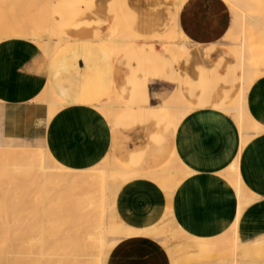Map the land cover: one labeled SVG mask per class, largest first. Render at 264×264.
<instances>
[{
    "label": "crops",
    "instance_id": "crops-1",
    "mask_svg": "<svg viewBox=\"0 0 264 264\" xmlns=\"http://www.w3.org/2000/svg\"><path fill=\"white\" fill-rule=\"evenodd\" d=\"M50 2L53 24L70 39L50 60L29 40L0 43V148L24 145L6 144L3 136L28 133L71 170L92 168L109 154L130 172L128 178L115 176L109 187L111 216L125 228L143 221L157 228L167 218L172 230L214 238L236 222L240 242L264 243V132L240 150L235 121L222 110L243 85L238 59L221 44L231 24L226 4L181 5L177 25L187 52L176 62L151 40L169 29L173 0H122L121 20L138 40L112 62L94 40L111 26L115 0ZM47 85L65 105L39 125L46 110L36 99ZM176 89L190 109L177 130L159 109ZM110 90L128 108L112 124L94 106ZM246 108L264 128V76L249 87ZM174 153L188 175L172 192L145 188L144 175L165 166ZM236 157L233 169L243 186L238 192L225 178ZM177 241L183 255L197 253L194 242ZM154 249L149 237L122 240L109 264H156L160 254Z\"/></svg>",
    "mask_w": 264,
    "mask_h": 264
},
{
    "label": "bare ground",
    "instance_id": "bare-ground-1",
    "mask_svg": "<svg viewBox=\"0 0 264 264\" xmlns=\"http://www.w3.org/2000/svg\"><path fill=\"white\" fill-rule=\"evenodd\" d=\"M10 1L11 2L13 1V3L17 2V3L20 4V6H21V4L23 2L24 3L25 2L28 3V5L30 3V6L31 7H29V8H22L23 7L22 6L21 8H18L19 4H17L16 9H15L14 8V5H16V4L10 5V6L8 5L9 8L11 7L10 9H13L12 10V15H11V13L10 14L8 13L9 14L8 21H6L7 18L2 19L0 17L1 18L0 19V43L3 42V41H5V40H7V39H10V38H17L18 39V38H21L23 36H26L24 38L27 39V40H29V41H31V42H33L36 46L41 47V49L43 51L44 57L47 60H50L51 56L56 51V49H58L60 47L59 45L60 44L62 45L64 43V42L63 43H61V42L62 41H65L67 43L70 40L67 37H61V36H59V33H58L59 31H58V29L56 28V26L53 24V22L51 20V16H50V3L51 2H50V0H47V3H46L47 6L45 7V10H44L45 11V19H44V17L42 18V20H44L43 22L46 23L45 26H48V27H44V23L42 21H40V20L39 21L38 20L36 21V19L39 16H37V18H35L36 16H34V13L37 10H38V13H40L43 10V9H41V10L38 9L39 8V6H38L39 3L38 4L37 3L36 4L34 3L35 5L38 6L35 9L36 6L35 7L32 6V3H31L32 0H10ZM37 1H35V2H37ZM184 1H186V0H175L174 1V4H173L174 10H175V12H174V18L172 20L171 25L169 26V29L165 33H163L161 35H158L156 37L151 38V40L154 41V42H156V43H164L165 46H166L165 48L167 49V51L170 54H172L174 56L176 62H179V60L181 59V57L187 52V47L185 46V43L187 42L186 41V38L183 35V33L181 34V30L180 29L178 30V25H177L178 12H179V9H180V7H181V5L183 4ZM221 1L225 2L224 4L228 3L229 5H231V11H232V15H233L232 18L238 17V16L241 17V19H240L241 20L240 25L237 28H235L236 25H237L236 23L238 22V20H237V22H235V25H234V28L235 29L233 28L235 30V34L238 35V37H237L238 40H236L232 44H230L228 42H225V41L222 42L221 44L227 46L228 50L233 55L239 57L241 59V61H242V66H243V71H242L243 72V74H242L243 75V78L242 79H243V83L244 84H243V87H242V89L240 91L239 97L237 98V107L234 108V109L229 110L228 112H229V116H231L235 120V124H236V126L238 128L239 135H240V138H241L240 140H243V138H245L244 143H247L252 138L253 134H254V136H256L257 133H254V131L255 130H258L259 128L256 127L255 124L252 123L251 121L248 122L247 121L248 120V117H246V115H245V108H244L245 106H244V103H245V97L247 95V93H246V87H247V84H249L254 78L257 77V74L258 73H261V72L264 71V70H261V68L263 69V66H261V64L264 63V61H261V63L254 64L255 63L254 61H252L250 63L249 61H246L245 58L248 56V53H250L249 52V43H251L250 42L251 41L250 40V38H251L250 36H251V33H252L251 32L252 27H253V29H255L254 27H256V30H259L260 29L261 32H262V34H263V35L262 34L261 35L264 37V0H221ZM7 4H10V3H7ZM0 5H2V4H0ZM3 6H1V7H3ZM4 8H6V7H4ZM242 8H245V9L243 10ZM34 9L36 10L35 12L33 11ZM2 13H3V16H4V11ZM2 13H0V15ZM38 13H37V15H38ZM42 13H43V11H42ZM8 14H5V15H8ZM10 15H11V17H10ZM35 15H36V13H35ZM6 17H8V16H6ZM25 18H28V19L31 18V20H28L31 24L35 21L32 24V26L33 27L35 26L34 28H37L36 30H34L36 32L33 33L34 32V31H32V28L33 27L32 26H29V27H32V28L29 30L30 31L29 35L30 34L31 35L28 36V37L26 35V32L28 31L26 29V27H28V26H25V29H26L25 31L26 32L24 31L25 33H24L23 36L20 35V34H18L17 33L18 31L17 32H14V31H16V30H14V26L18 25L19 24L18 22H20V23H22L24 25L25 22H21V20L22 19L25 20ZM32 19H35V20H32ZM10 20H13L14 22L12 21V23H10L11 22ZM231 20H233V19H231ZM22 26H21V30H22ZM231 26H233V25H231ZM19 27L20 26H18V28ZM15 28H17V27H15ZM123 30H124V26H123V24L121 23V21L119 19V13L116 11L115 12V16H114V20H113L111 26L107 30L109 36L106 35V37H105V35H104V37H99V38H97V39L94 40V42L98 46L101 45V46H103V48H106L108 50V56L110 57V59H111L112 62H114V60L120 54L121 51H123L125 48H127L132 43L133 37H131V35H130L129 39H126L127 37L124 38L123 35H122V33H121V32H123ZM19 32H21V31H19ZM228 36H230V35H228ZM262 36H259V37H262ZM135 40H138V39H135ZM261 49L263 50L264 47L261 48ZM259 50L260 49H258V51ZM260 58H262V57H260ZM45 91L47 92V97H45V100L48 103V105H45L44 106V101L45 100L43 101L42 100V97L40 95L36 99V101L39 104L43 105L45 107L44 109L46 110V113H45L46 117L44 116L45 117L44 121L41 120V119L38 120V124L39 125H42L43 122H46V124H47V122L53 117V115L57 111V109L59 107H61L60 106L61 103H60L58 97L54 93H52L49 85L46 86V90ZM41 93H42L41 94L42 96H45V95H43V93H44L43 91ZM118 97L116 96V94L114 92L113 93H109L104 98L105 101H106L105 104L98 103V104H96L94 106L97 109V111L101 112L104 116H106V118L107 117H117L122 112L124 113L125 110H126V106H124L122 104H119L118 105V103H119V98ZM179 98H181L180 91L176 89L170 95V98H169L167 104H165V105H163V106H161L159 108L167 116L173 117L171 120H175L174 122L176 124H178V122H180V120L185 115H187V112L190 110L183 103H181L183 105L182 106L183 108L182 107H179V108L174 107L173 104L175 102H177L179 100ZM172 124H173V122H172ZM263 132H264V130H263ZM245 135H250L251 138L249 137L250 138L249 139ZM246 138L248 139V141H247ZM174 161H176V160L174 159ZM114 162H116V161H114ZM1 164H2V166L3 165H10L11 164L12 169L9 168V171L10 170H13L12 172H15L14 174L19 175V177L22 178V181L24 180L25 177L23 178L21 173L27 174V175H29V177L30 176H33L32 179L34 177H36L37 181H35V182H38L37 185L40 183L39 185L40 186H43L45 188L50 186L49 189L51 191H52V188L54 189V192L56 190L57 191H61V190H64L65 189V191L63 193L60 192L59 198H60V200H63L64 199L66 201H65V204H64L63 211L61 210L62 213H63V215L62 216H61V214H60V216L57 215L60 218H58L57 216H55V218L57 217L58 219H57V221L55 223H53V221L51 220L52 218L49 217V215H51V214H50V208L48 206H49V204L51 205L52 202H54V200H55V198L57 196L54 197V195H56V194H54L52 196H49V197L44 198V200L42 201L41 207H40V211L38 210V212H40L39 214H40L41 219L37 220L39 222L36 225L34 224L33 226H30L32 224H30V225H27L26 224L27 223L26 222V218L25 219H24V217L21 218V215H22L23 211H25V208H26L25 207L26 204L24 205V208L21 205V204H23L22 202L24 201L23 200V194L24 193H22V191H20L22 194H20L21 197H19V203L20 204L18 203V200L16 199L17 200V203L19 204V208L18 209H15L13 211H10V213H8V215H7V214H5L6 213L5 212V208L1 204V206H0V213L1 212H3V213L5 212L4 214L6 215V218L9 217L10 219H6V221H5V218L2 219L3 216L0 217V264H69V263L70 264H72V263L75 264L73 260L76 259V258H79L80 256L74 258L73 260H70V262L68 263V260L67 259L69 258L70 253H68V255H69L68 258L65 257L67 255H65L64 253H62L63 252V248L60 245V242L63 241L64 239H66V237H67L66 236V233L67 232L69 233V231H71V230H76L77 233H80L81 232V228L83 226H85L86 229H88L90 227H94L92 225L87 224V226L89 225V227L87 228L86 225H85L86 222L84 224H82V221H81V219L84 216V214L87 213V212H85V209H89L88 211L90 213V211H93L92 210L93 208L90 207L91 208V210H90V208L88 206H85L84 205L85 203H81L80 200H75L76 202L77 201L79 202V203L77 202L78 203V206H77V203H76V205L75 204L73 205V201H70L69 200L70 198L68 196L72 197L70 195L71 192H74V194H75V192L76 193L77 192L79 193L80 190H82V188L86 187L85 185H88V183L94 182L97 178H99V174L97 173L98 171L96 169H88V170H83V171H73V170L66 169V168L60 166L59 164H57L54 161L53 157L50 155V153L48 152V150L46 148H42V149L40 148V150L26 149V148H15V149H8V150L6 149L5 151H3L0 148V166H1ZM115 164L117 165V168L114 169V171H113L114 172V177L117 176L118 179L128 178V176L130 175V172L127 169H125L123 166H121L119 163L116 162ZM0 169L2 170V171L0 170V172H4L6 170V169H3V167L0 168ZM100 170H102V169H100ZM230 170L231 169H228L227 174H229L228 172H231L232 176L235 179V180H231L230 181L231 183H232V181H234L236 183V184L234 183V186L233 187H235L237 185V186H240L241 188H243L242 183L240 182V179H239L237 170H235V169H232L233 171H230ZM182 171H181V173H182ZM163 173H164V171H163L162 168H160L158 170H155L153 172L146 173L144 175L145 177L143 178V180L145 182L144 183V187L145 188H157V187L164 186V183H166V182H164L163 185H160V183H159V182H161L160 180L163 179V177H161V175ZM186 173H187V171H186ZM5 174H7V173H5ZM107 174H108V169H107V171L105 173V176H107ZM179 174H180V171H177V175H174V174L173 175L175 177H177ZM182 174L184 175V172ZM182 174L179 175L180 178H181V176H183ZM16 175H15V177H16ZM167 175H169V174H167ZM187 175L185 174L184 176L186 177ZM232 176H229V179ZM7 177H8V175H7ZM10 177H12V176H10ZM225 177H227V175ZM38 178L41 179V181L40 180L38 181ZM180 178H178L176 180L173 179L175 181L174 182L172 181L173 182L172 183V186L170 187V189L168 188V191L172 192V191H174L177 188V185H179V183H180L179 181H181V179H182V178L181 179ZM28 179H30V178H28ZM227 179H228V177H227ZM13 180H14V178H13ZM15 180L13 182H15ZM4 181H7V180L4 179ZM19 182H20V180H19ZM33 182H32V186L35 183V182L34 183ZM24 183H26V182H24ZM170 183H171V180H170ZM16 184L18 185L19 183H16ZM34 185H36V183ZM8 186H9V184H8ZM28 187H31V186H28ZM28 187H26V188H28ZM7 188L9 189V187H7ZM15 188H16L15 191L17 192L18 189H17V187H15ZM24 188L25 187L23 186V188H21V189H24ZM33 188H34V186H33ZM21 189L19 187V190H21ZM68 189H71V191H69ZM160 189H162V188H159V190ZM5 190H3V193L5 192ZM13 190L14 189L12 188V189L9 190V192H12ZM50 190H49V192H51ZM66 190H68V191H66ZM83 190H82V192H83ZM15 191L12 192V195L13 194L16 195L15 194ZM25 191H27V189ZM25 191H23V192H25ZM29 192H30L29 194L32 195V193H31L32 190L31 191L29 190ZM54 192L52 191L51 193H54ZM17 193H18L17 195H19V192H17ZM25 193H27V192H25ZM55 193H57V192H55ZM83 193H85V192H83ZM240 194L242 195V193H240ZM0 195H1V191H0ZM5 195H9V194H5ZM12 195H10V196H12ZM60 195H62L64 198L62 196H60ZM29 198H30V196H29ZM29 198H28V200H29ZM37 198H38V196H37ZM4 199H6V198H4ZM24 199H25V197H24ZM80 199L82 200L83 198H80ZM104 199H106V198H104ZM13 201H15V200H13ZM58 201H59V199H58ZM11 202L9 203L10 205H11ZM4 204H7V203L4 202ZM28 204L30 205V203H28ZM28 204H27V206L29 207ZM54 204L55 203H53V205ZM60 204H62V203H60ZM10 205H9V207L12 206V205L11 206ZM21 206H22V208H20ZM97 206H99V205L97 204ZM106 207H105V204H104V206L102 208L100 207L102 209V214H101V212H99V216H101V218H102V221H100V222H102V226L101 227H103V229L106 228V222H105V214H107V213H105L106 210H107V209H105ZM34 209L37 211V206L35 208H33L32 210H34ZM61 209H62V207H61ZM32 210H30V211H31V213L33 215ZM96 210L97 209H95V213L97 214V211ZM31 213H29V216H31L33 218V216L30 215ZM59 213H60V211H59ZM90 214H92V213H90ZM96 214L93 215V216H96ZM16 215H18V216H16ZM34 215L36 216V213ZM35 216H34V218H35ZM31 217H29V218L27 217V219H30ZM96 217H98V216H96ZM32 218H31V220H32ZM90 220H89V222H91ZM34 222H32V223H34ZM93 225H95V224H93ZM93 229H95V228H93ZM85 230H83V231H85ZM96 230H98V229H96ZM89 231H90V229H89ZM86 232L87 231H85V233ZM105 232H102V234H104ZM92 233L91 234L88 233V234L91 236ZM70 235L67 238H69ZM77 235L78 234H76V236ZM234 236H236V235H232V237H230L228 239L229 242H231L230 244H231L232 252H233V256H231L232 258H231V263L230 264H250L251 261H252L251 260L252 257H254V256L256 258L257 257H259V258L264 257V243H259V242H240ZM92 237L94 239L95 236H92ZM104 237H105V235H104ZM104 237L102 236V238H104ZM76 238H78V240H80L78 236ZM223 238L224 237L220 238V240H223ZM85 239H87V238H85ZM178 239L181 240V238H178ZM71 240H74V237L72 239L70 238V241ZM82 240H81V242H83ZM100 240H102V239L100 238ZM98 241H99V238H98ZM103 241H104V239L102 240V248H101L102 250L98 249V250H100V251L103 252V253L100 252V255H101V253L102 254H105V251H104V249H105V243ZM195 241H197L199 243V250L201 252L204 251V250H207V248H205L202 245L203 242H204L203 239H195ZM91 242H93V241H91ZM77 243H79V242H77ZM84 244L86 245L87 243H84ZM84 244H81V245H83L84 247H86ZM76 246H74V247H76ZM87 246H88V244H87ZM92 248H94V247H92ZM65 250L66 249H64V251ZM82 253L83 254H86L84 252H82ZM58 254H60V255H58ZM211 255H214V254H211ZM81 256L83 258V255H81ZM84 256H86V255H84ZM57 257H59V258H57ZM86 259H88V258H86ZM211 259H212V257H211ZM220 260H222V259H219V261ZM219 261H218V263H219ZM254 264H256V263H254Z\"/></svg>",
    "mask_w": 264,
    "mask_h": 264
},
{
    "label": "rangeland",
    "instance_id": "rangeland-1",
    "mask_svg": "<svg viewBox=\"0 0 264 264\" xmlns=\"http://www.w3.org/2000/svg\"><path fill=\"white\" fill-rule=\"evenodd\" d=\"M7 1V2H6ZM34 0H32V6L33 7H35V9L39 6V10H41V9H43L42 11H43V13H42V11L40 12V13H38V10L36 11L35 9L33 10L35 13H36V15H35V13H34V16H36L35 18H37V16H39L37 19H36V21L38 20H40V21H44V20H42V18L44 17V19H45V7L47 6L46 5V3H47V0H35V1H37V2H33ZM121 1L122 0H115V2H116V4H117V7H116V11L119 13V19H120V21H121V23L123 24V22H122V20H121V16H120V4H121ZM175 0H173V2H174ZM187 1V0H186ZM186 1H184V2H186ZM1 3L0 4H2V5H0V13H2L3 11H4V16H3V13L0 15V17L2 18V19H4V18H7L6 19V21H8V18H9V14L11 13V15H12V10L13 9H10L9 8V6L10 5H14V4H16V5H14V8L16 9V6H17V4H19V3H17V2H15V3H13V1L11 2L10 0H1L0 1ZM129 2V1H128ZM183 2V3H184ZM7 3H10V4H7ZM37 3H39L38 4V6L37 5H35V4ZM41 3V4H40ZM131 3H135V2H131ZM225 3V2H224ZM4 5V6H3ZM9 5V6H8ZM27 5V6H26ZM45 5V6H44ZM1 6H3V7H1ZM23 6V7H22ZM169 6H171L170 4H169ZM226 6H227V8H229V9H227L228 10V12H229V16L231 17L230 19H233V20H231V21H229V23H231L230 24V27H229V30L227 31V33L225 34V36H224V38H223V41L222 42H228V43H230V44H232V43H234L236 40H238V35L237 34H235V28H237L239 25H240V23H241V17L240 16H238V17H234V18H232L233 17V15H232V11H231V5H229L228 3H226ZM4 7H6V8H4ZM8 7V8H7ZM29 8V7H31L30 6V3H29V5H28V3H22L21 4V6H20V4H19V6H18V8ZM42 7V8H41ZM17 8V9H18ZM246 8V7H245ZM245 8H242L243 10L245 9ZM3 10V11H2ZM9 11V12H8ZM115 11V12H116ZM9 13V14H8ZM37 13H38V15H37ZM5 14H8V15H5ZM231 14V15H230ZM11 15H10V17H11ZM44 15V16H43ZM6 16H8V17H6ZM0 18V19H1ZM237 18V19H236ZM235 19V20H234ZM28 20H31V18L30 19H28V18H25V20L24 19H22L21 20V22H25L24 23V25L22 24V23H20V22H18L19 24L18 25H16V26H14V30H16V31H14V32H17L18 34H20V35H24V33L26 32L25 30L27 29L28 31L33 27L32 26V24L35 22H33L32 24L28 21ZM32 20H35V19H32ZM237 20H238V22H237ZM11 22L10 23H12V21L13 20H10ZM14 22V21H13ZM234 22V23H233ZM235 22H237L236 24V27L234 28V25H235ZM9 23V22H8ZM31 25H30V24ZM44 23V22H43ZM15 24V23H14ZM13 24V25H14ZM28 24V25H27ZM12 25V26H13ZM23 25V26H22ZM36 25V24H35ZM46 25V23H44V27H48V26H45ZM231 25H233V26H231ZM18 26H20L19 28H18ZM21 26H22V30H21ZM25 26H32V27H26V29H25ZM123 26H124V30H123V32H121L122 33V35H123V37L124 38H126V39H129V37H130V33H129V31H128V29H127V27L123 24ZM15 27H17V28H15ZM35 27V26H34ZM32 28V31H34V30H36L37 28ZM232 27V28H231ZM234 28V29H233ZM255 29H253V27H252V30H251V38H250V42L251 43H249V52L250 53H248V56L245 58V60L246 61H249L250 63L252 62V61H254L253 63L254 64H257V63H261V61H264V49L262 50L261 48H263L264 47V37L262 36L263 34H262V32H261V30L259 29V30H256V27H254ZM19 31H21V32H19ZM25 31V32H24ZM26 32V35H27V37L28 36H30L29 35V33H30V31L29 32ZM259 31V32H258ZM36 31H34L33 33H35ZM261 32V33H260ZM59 33V36H61V37H65V36H63V35H61V33L60 32H58ZM262 34V35H261ZM57 35V34H56ZM104 35H105V37H106V35L107 36H109V34H108V32L106 31L101 37H104ZM126 35V36H125ZM228 35H230V36H228ZM228 36V37H227ZM259 36H262V37H259ZM24 37H26V36H23V37H21V38H18V39H25ZM131 37H133V36H131ZM226 37V38H225ZM10 39H17V38H10ZM131 39V38H130ZM136 38L135 37H133V40H132V43L131 44H133L136 40H135ZM8 40V39H7ZM25 40H27V39H25ZM64 42V43H63ZM221 42V43H222ZM61 43H63V44H65L66 42L65 41H62ZM62 44V45H63ZM130 44V45H131ZM159 44H161V45H163V47L165 48L166 46H165V44L164 43H159ZM61 44L59 45V46H62ZM58 46V47H59ZM185 46H186V43H185ZM224 46V48H225V50H227V52H229V53H227V54H229V56H233L234 58L236 57L237 59H238V61H239V63H240V65H241V67H242V70H243V66H242V61H241V59L239 58V57H237V56H235V55H233L229 50H228V48H227V46H225V45H223ZM259 46V47H258ZM38 47V46H37ZM57 47V48H58ZM99 47H101L102 49H104L105 50V52L107 53V55H108V50L106 49V48H103V46H99ZM119 47V46H118ZM117 47V48H118ZM41 51H42V49H41V47H38ZM126 49V48H125ZM124 49V50H125ZM166 49V48H165ZM258 49H260L259 51H258ZM57 50V49H56ZM123 50V51H124ZM167 50V49H166ZM224 51V50H223ZM122 52V51H121ZM120 52V53H121ZM263 52V53H262ZM42 53H43V51H42ZM258 53V54H257ZM251 54V55H250ZM172 55V54H171ZM250 55V56H249ZM173 56V55H172ZM109 57V56H108ZM232 57V58H233ZM260 57H262V58H260ZM173 58H174V56H173ZM234 58H233V60H234ZM186 58H184V60H185ZM248 59V60H247ZM174 60H175V58H174ZM252 63V64H253ZM263 64V65H262ZM261 64V66H263V69L261 68V70H264V63H262ZM260 66V67H261ZM264 72V71H263ZM263 72H261V73H258L257 74V79L259 78V77H261V76H264V73ZM263 73V74H262ZM256 78H254L249 84H247V87H246V93L248 92V89H249V87L251 86V83H253L255 80H256ZM244 84V83H243ZM249 85V86H248ZM242 87H243V85H242ZM242 89V88H241ZM46 87H45V89L43 90V92L45 93L46 91ZM52 91V90H51ZM111 92V90L108 92V93H110ZM43 93V95H45V96H42L41 94H40V96L42 97V100L44 101L45 100V97H47V92L44 94ZM52 93H54L53 91H52ZM107 93V94H108ZM55 94V93H54ZM240 94V93H239ZM117 96V95H116ZM247 96V95H246ZM118 97V96H117ZM239 97V95L236 97V99L229 105V106H227L226 108H224V109H222L225 113H227L228 115H229V110H231V109H234V108H236L237 107V98ZM44 98V99H43ZM119 98V97H118ZM59 99V98H58ZM181 98H179V100H180ZM177 101V102H175L173 105H174V107H176V108H179V107H182L183 105L181 104V102L180 101ZM59 101H60V103H61V107H59L58 109H57V111L60 109V108H62L64 105H65V103L64 102H62L60 99H59ZM105 99H103L101 102H98V103H101V104H105ZM167 102L168 101H166V102H163V104L161 105V106H163V105H165V104H167ZM47 102H46V100L44 101V106L45 105H48V103L46 104ZM119 104H122V105H124V106H126L125 105V103L123 104V102L119 99V103H118V105ZM234 104V105H233ZM104 106V105H103ZM160 106V107H161ZM235 106V107H234ZM244 108H245V115H246V117H248V122L249 121H251L252 123H254L255 124V126L256 127H258L259 129L258 130H255L254 131V133H257V134H260V133H262L263 132V130H264V128L262 127V126H260L258 123H256L251 117H249V114H248V112H247V108H246V97H245V103H244ZM233 107V108H232ZM183 108V107H182ZM127 110H128V108H127V106H126V110H125V112L124 113H126L127 112ZM56 111V112H57ZM161 111V110H160ZM56 112L54 113V114H56ZM162 112V111H161ZM101 113V112H100ZM123 113V112H122ZM121 113V114H122ZM123 113V114H124ZM162 113H164V112H162ZM102 114V113H101ZM119 115V116H117V117H107L106 118V116H104L103 114V116L105 117V119L108 121V122H110L111 124L113 123V121H115V120H117V119H119L122 115ZM187 114H188V112H187ZM164 115L167 117V118H169L170 120L173 118V117H169V116H167L165 113H164ZM186 118V117H185ZM185 118H183V119H181L180 120V122H178V124H176L174 121L175 120H171V122H173V126H174V128H175V130H177L178 128H181V126H182V121L185 119ZM234 120V119H233ZM235 121V120H234ZM177 126H176V125ZM238 129V128H237ZM13 130H15L16 132H18L19 130L15 127V128H13ZM18 130V131H17ZM257 131V132H256ZM262 131V132H261ZM256 134V135H257ZM251 135V134H250ZM250 135H245L247 138H251V136ZM3 136V135H2ZM244 136V137H245ZM3 137H5V138H7L4 142L6 143V144H24V145H21V146H16V147H4V148H1L3 151H5L6 149L8 150V149H15V148H26V149H34V150H40V148L42 149V148H44L43 147V143H41V142H39L36 138H34V136L33 135H31V134H28V133H22V134H19V133H16L15 134V136L14 137H12V138H8V137H6V136H3ZM254 137V134H253V136H252V138ZM246 138V139H247ZM249 138V139H250ZM251 138V139H252ZM9 139H13L14 141H10ZM241 139V138H240ZM250 139V140H251ZM249 140V141H250ZM244 141H245V138H243V140H240V150L246 145V143H244ZM247 141H248V139H247ZM248 141V142H249ZM174 159L176 160V161H174ZM55 161V160H54ZM115 161V159H113V157L112 156H110L109 154L99 163V164H97L96 166H94V167H92V168H88V169H96L98 172V174H99V178H97L94 182H90V183H88V185H85L86 187H84V188H82V190H83V192H85V193H83L82 192V190H80V192L77 194L76 192H75V194H74V192H71V196L72 197H70V196H68L70 199V201H73V205L75 204L76 205V203L78 202H76L75 200H80V202L81 203H85L84 205L85 206H88L89 208L91 207V208H93L92 210L93 211H90V213H92V214H90L89 213V209H85V212H87V213H85L84 214V218L82 217V219H81V221H82V224H84L85 222H86V227L88 228L89 227V225H92V226H94V227H90V228H88V229H86L85 228V226H83L82 228H81V232L80 233H77L76 232V230H71V231H69V233L67 234L66 233V236L68 237L71 233V235H70V237L69 238H67L66 237V239H64L63 241H61L60 242V245L62 246V248H63V252L62 253H64L65 255H67V256H65V257H67L68 258V253H70V256H69V258L67 259L68 260V263L70 262V260H73L74 258H76V257H79V258H76V259H74L73 261H74V263L75 264H109V260H110V256H111V254L113 253V251H114V249L117 247V246H119L121 243H122V240H130V239H136V238H140V237H149V239H150V241L153 243V245L155 246V249L153 250L154 252H155V254L156 253H158V254H160V261L158 262V263H156V264H230L231 263V256H233V252H232V247H231V242H229V238L230 237H232V235H236V233H237V231L239 230V228L237 227V223L235 222L233 225H231L225 232H224V234L222 233V234H220V235H218V236H216V237H214V238H197V237H191L189 234H187L186 232H184L183 230H181V229H179V228H176L175 227V229L174 230H172L173 229V226H170V223H169V220L167 219V218H162V220L161 221H159L157 224H156V226H157V228H152V226L151 225H148L147 224V222L146 221H143V223H141L140 225L139 224H136V223H133L132 224V226H133V228H131V227H127V228H125V225H127V223H124V222H120V219L117 217V215H116V219H114V218H112V216H111V213H110V210H109V195H110V189H109V187H110V184H111V181H113L114 182V180H113V178H114V169H116L117 168V165L115 164L116 162H114ZM57 163V162H56ZM118 163V162H117ZM236 163H237V157L235 158V160H234V162H233V164H231L229 167H228V169H231L230 171H233L232 169H233V165L235 166V168H236ZM58 164V163H57ZM174 164V165H173ZM60 165V164H59ZM1 166H2V164H1ZM0 166V168H2L3 167V169H6L4 172H0V182L2 183H0V191H1V195H0V206H1V204H2V206L5 208V214H7L8 215V213H10V211H13V210H15V209H18L19 208V197H21V195L20 194H22V193H24L23 194V204H21L22 206H23V208H24V205L26 204V208H25V211H23V213H22V215H21V218H23L24 217V219L26 218V224L27 225H30V224H32V225H30V226H33L34 224L36 225L39 221H37V220H39V219H41V217H40V212H38V210L40 211V207H41V204H42V201L44 200V198H46V197H49V196H52V195H54V194H56V195H54V197H56L55 198V200H54V202H52V206L49 204V208H50V214L51 215H49V217L50 218H52L51 220L53 221V223H55L56 221H57V219L58 218H60V217H58L57 215H59L60 216V214H61V216L63 215V213H62V211H63V209H64V204H65V201L66 200H64L63 198V196L62 195H60V196H62L63 198V200H60V198H59V194H60V192L61 193H63L64 191H65V189L64 190H61V191H55V192H57V193H55L54 192V189L52 188V191L54 192V193H51L52 191L49 189L50 188V186L49 187H43V186H40L39 184L37 185V183L38 182H35V181H37V179H36V177H34L33 179H32V177L33 176H30L29 177V175H27V174H23V173H21L22 174V177L24 178V180L22 181V178H20L19 177V175H16V174H14L15 172H12L13 170H10L9 171V168H11L12 169V167H11V164L10 165H3L2 167ZM61 166V165H60ZM116 166V167H115ZM63 167V166H62ZM171 167V168H170ZM64 168H66V167H64ZM184 168V169H183ZM66 169H69V168H66ZM88 169H86V170H88ZM100 169H102V170H100ZM107 169H108V174H107V176H105V173H106V171H107ZM162 169H163V171H164V173L161 175V177H163V179H161L160 181L161 182H159L160 183V185H163V183L164 182H166V183H164V186H162V187H164V188H169L170 189V187L172 186V183L176 180V179H178V178H180V174H182L183 172H184V175L186 174H188V172L186 173V171H187V169L185 168V166L181 163V162H179L178 160H177V158H176V153H174L173 154V156H172V158H171V160L165 165V166H163L162 167ZM228 169H227V171H228ZM1 170V169H0ZM9 172H8V171ZM69 170H71V169H69ZM174 170V171H173ZM183 170V171H182ZM185 170V171H184ZM2 171V170H1ZM73 171H83V170H73ZM177 171H180V174L177 176V177H175L174 175H177ZM181 171H182V173H181ZM12 172V173H11ZM4 173V174H3ZM5 173H7V174H5ZM229 174H227V177H228V179H227V177H225L226 179H227V181L229 182V184L231 185V186H234V181H232V183L230 182L231 180H235L234 179V177L232 176V174H231V172H228ZM14 174V175H13ZM167 174H169V175H167ZM174 174V175H173ZM7 175H8V177H7ZM15 175H16V177H15ZM183 175V174H182ZM183 175V176H184ZM4 176V177H3ZM10 176H12L13 178H14V180H15V182H13L14 180H13V178L12 177H10ZM183 176H181V178L183 177ZM226 176V175H225ZM229 176H232L230 179H229ZM107 177V178H106ZM2 178V179H1ZM10 178V179H9ZM27 178V179H26ZM28 178H30V179H28ZM180 178V179H181ZM185 178V176L181 179V181L183 180ZM4 179L5 180H7V181H4ZM122 179H124V178H122ZM173 179H175V180H173ZM179 179V180H180ZM19 180H20V182H19ZM41 181V179H39L38 178V181ZM159 180V179H158ZM170 180H171V183H170ZM36 183V185H34L35 183ZM173 181V182H172ZM181 181H179V182H181ZM24 182H26V183H24ZM28 182V183H27ZM32 182L34 183L33 184V186H34V188H33V186H32ZM106 182V183H105ZM120 182V181H119ZM16 183H19L18 185L16 184ZM25 185H24V184ZM8 184H9V186H8ZM29 184V185H28ZM166 184V185H165ZM180 184V183H179ZM236 184V183H235ZM3 185V186H2ZM7 185V186H6ZM16 185V186H15ZM20 187V189L21 188H23V186L25 187L24 189H21V190H19V187ZM28 186H31V187H28ZM37 186V187H36ZM178 186V185H177ZM5 187V188H4ZM7 187H9V189L7 188ZM15 187H17V192H19V195H17L18 193L15 191L16 190V188ZM26 187H28V188H26ZM95 187V188H94ZM14 189L12 192H14L15 191V194L16 195H12V192H9V190L10 189ZM36 188V189H35ZM41 190H40V189ZM89 188V189H88ZM234 188V190H236V192H238V189H239V186H235V187H233ZM2 189V190H1ZM6 189V190H5ZM27 189V191H25ZM40 191H39V190ZM46 189V190H45ZM98 189V190H97ZM3 190H5V192L3 193ZM8 190V191H7ZM29 190L31 191L32 190V195L31 194H29L30 192H29ZM49 190L51 191V192H49ZM69 191H71V189H68ZM68 190H66V191H68ZM20 191H22V193L20 192ZM23 191H25V192H27V193H25V192H23ZM35 191V192H34ZM47 192V193H46ZM35 195H34V194ZM51 193V194H50ZM96 193V194H95ZM106 193V194H105ZM5 194H9V195H5ZM38 194V195H37ZM88 194V195H87ZM10 195H12V196H10ZM38 196V198H37V196ZM64 195V194H63ZM75 195V196H74ZM97 195V196H96ZM28 196V197H27ZM29 196H30V198H29ZM36 196V197H35ZM74 196V197H73ZM83 196V197H82ZM11 197V198H10ZM24 197H25V199H24ZM27 197V198H26ZM42 197V198H41ZM238 197V196H237ZM4 198H6V199H4ZM28 198H29V200H28ZM32 198V199H31ZM79 198V199H78ZM80 198H83L82 200L80 199ZM97 198V199H96ZM104 198H106V199H104ZM10 199V200H9ZM18 200V203H17V200ZM27 199V200H26ZM41 199V200H40ZM58 199H59V201H58ZM13 200H15V201H13ZM11 202V205L9 204L10 202ZM26 201V202H25ZM36 201V202H35ZM58 201V202H57ZM87 201V202H86ZM105 201V202H104ZM107 201V202H106ZM4 202L5 203H7V204H4ZM17 204H15V203ZM41 202V203H40ZM62 203V204H60V203ZM75 202V203H74ZM95 202V203H94ZM28 203H30V205L28 204ZM35 205H33V204ZM53 203H55L54 205H53ZM59 203V204H58ZM79 203V202H78ZM78 203H77V206H78ZM93 203V204H92ZM11 206V207H9V205ZM27 204L29 205V207L27 206ZM37 204V205H36ZM92 204V205H91ZM97 204L99 205V206H97ZM101 204V205H100ZM103 204V205H102ZM104 204H105V209H107L106 210V212L105 213H107V214H105V222H106V228L105 229H103V227H101L102 226V222H100V221H102V218H101V216H99V212H101V214H102V207L104 206ZM107 204V205H106ZM5 205V206H4ZM16 205V206H15ZM8 206V207H7ZM22 206L20 207V208H22ZM37 206V211L34 209V210H32L33 208H35ZM51 206V207H50ZM94 206V207H93ZM115 206V205H114ZM33 207V208H32ZM61 207H62V209H61ZM101 207V208H100ZM11 208V209H10ZM54 208V209H53ZM56 208V209H55ZM91 208H90V210H91ZM115 208V207H114ZM53 209V210H52ZM95 209H97L96 211H97V214L95 213ZM30 210H32V212H33V215H32V213H31V211ZM52 210V211H51ZM62 210V211H61ZM87 210V211H86ZM36 211V212H35ZM58 211V212H57ZM59 211H60V213H59ZM3 212H1L0 213V217H2L3 216V218L2 219H4L5 218V221H6V219H10L8 216V218H6V215L4 214ZM29 213H31L30 215H32L33 216V218H34V214L36 213V216H35V218L33 219L31 216H29ZM89 213V214H88ZM96 214V216H98V217H96V216H93V215H95ZM5 215V216H4ZM29 218V217H31L32 218V220H31V218L30 219H27V217ZM86 215V216H85ZM16 216H18V215H16ZM55 216H57L56 218H55ZM54 217V218H53ZM92 217V218H91ZM96 217V218H95ZM168 217V216H167ZM55 219V220H54ZM92 222H89V220ZM99 219V220H98ZM93 220V221H92ZM29 221V222H28ZM35 221V222H34ZM98 221V222H97ZM32 222H34V223H32ZM120 222V223H119ZM12 223V222H11ZM91 223V224H90ZM99 223V224H98ZM87 224H89L88 226H87ZM93 224H95V225H93ZM12 225V224H11ZM16 225V224H15ZM128 225L130 226V223H128ZM136 225H139V226H136ZM47 226V225H46ZM93 228H95V229H93ZM86 229V230H85ZM89 229H90V231H89ZM96 229H98V230H96ZM102 229V230H101ZM83 230H85V231H87L86 233H85V231H83ZM96 230V231H95ZM74 233H73V232ZM89 231V232H88ZM106 231V232H105ZM172 231H173V233H172ZM71 232V233H70ZM93 232V233H92ZM96 232V233H95ZM102 232H105L104 234H102ZM82 233V234H81ZM91 234L92 233V235L90 236L89 234ZM229 233V234H228ZM76 234H78L77 236L79 237V239L80 240H78V238H76L77 236H76ZM81 234V235H80ZM180 234V235H179ZM182 234V235H181ZM75 235V236H74ZM104 237V235H105V237L104 238H102V236ZM46 236V235H45ZM85 236V237H84ZM92 236H95L94 237V239H93V237ZM181 236V237H180ZM224 237L223 238V240H220V238H222V237ZM74 237V240H71L70 241V238L72 239ZM82 237V238H81ZM92 237V238H91ZM176 237V238H175ZM234 237H236V236H234ZM85 238H87V239H85ZM98 238H99V241H98ZM100 238L103 240L104 239V243H105V249H104V251H105V254H102L103 252L102 251H100V250H102L101 248H102V240H100ZM178 238H181V240H189V241H192V242H194L195 243V245H196V247H197V253H195V252H193V251H188L187 252V254L186 255H183V253L181 252V250H180V245H178L179 243H178V241H177V239ZM69 239V240H68ZM83 239V240H82ZM195 239H203L204 240V242H203V246L205 247V248H207V250H204V251H200L199 250V243L197 242V241H195ZM81 240L83 241V242H81ZM76 241V242H75ZM91 241H95L94 243L93 242H91ZM77 242H79V243H77ZM209 242V243H208ZM212 242V243H211ZM77 243V244H76ZM84 243H87L88 244V246H87V244L85 245ZM98 243V244H97ZM81 244H84L86 247H84L83 245H81ZM94 244V245H93ZM228 244V245H227ZM230 244V245H229ZM77 245V246H76ZM216 245V246H215ZM64 246V247H63ZM74 246H76V247H74ZM88 247V248H87ZM92 247H94V248H92ZM231 247V248H230ZM64 249H66L65 251H64ZM69 249V250H68ZM98 249H100V250H98ZM214 251V252H213ZM82 252H84V253H86V254H83ZM100 252H102L101 253V255H100ZM210 252V253H209ZM216 252V253H215ZM219 252V253H218ZM76 255H75V254ZM81 253V254H80ZM209 253V254H208ZM211 254H214V255H211ZM58 255H60V254H58ZM74 255V256H73ZM81 255H83V258H82V256ZM84 255H86V256H84ZM105 255V256H104ZM208 255V256H207ZM216 255V256H215ZM73 256V257H72ZM89 256V257H88ZM72 257V258H71ZM99 257V258H98ZM209 257V258H208ZM211 257H212V259H211ZM215 259H214V258ZM222 257V258H221ZM57 258H59V257H57ZM86 258H88V259H86ZM86 259V260H85ZM99 259V260H98ZM219 259H222V260H220L219 261ZM225 259V260H224ZM79 260V261H78ZM83 260V261H82ZM228 260V261H227ZM252 261H251V263L250 264H254V263H256V264H264V257H261V258H259V257H252V259H251ZM255 260V261H254ZM72 261V262H73ZM218 261H219V263H218ZM226 261V262H225ZM95 262V263H94ZM222 262V263H221ZM260 262V263H259ZM263 262V263H262ZM70 264V263H69ZM73 264V263H72Z\"/></svg>",
    "mask_w": 264,
    "mask_h": 264
}]
</instances>
